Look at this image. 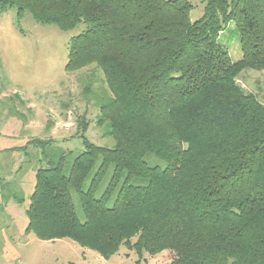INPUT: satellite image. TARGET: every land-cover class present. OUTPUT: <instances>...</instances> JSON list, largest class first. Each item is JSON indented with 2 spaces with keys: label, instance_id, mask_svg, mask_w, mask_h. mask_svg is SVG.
Segmentation results:
<instances>
[{
  "label": "trees",
  "instance_id": "1",
  "mask_svg": "<svg viewBox=\"0 0 264 264\" xmlns=\"http://www.w3.org/2000/svg\"><path fill=\"white\" fill-rule=\"evenodd\" d=\"M202 3L192 20L189 0H0V12L14 9L18 21L29 13L61 30L85 25L70 39L64 69H87L83 94L113 140L96 145L83 129L84 149L66 172L63 152L43 150L51 140L28 141L45 164L35 172L26 232L101 256L125 244L168 250L167 264H264V104L236 81L264 70V0ZM231 21L237 61L218 42ZM96 72L104 86L94 90Z\"/></svg>",
  "mask_w": 264,
  "mask_h": 264
},
{
  "label": "rangeland",
  "instance_id": "2",
  "mask_svg": "<svg viewBox=\"0 0 264 264\" xmlns=\"http://www.w3.org/2000/svg\"><path fill=\"white\" fill-rule=\"evenodd\" d=\"M189 1L190 18L195 20L201 16L204 3ZM84 28V24H79L61 30L53 24L37 23L29 13L18 21L14 9L0 12V264H167L170 261V253L165 249L150 252L133 244L131 247L121 244L114 253L101 256L68 238L42 240L26 232V209L35 172L45 164L41 148L34 144L27 146L28 141L51 140L43 150L63 152L65 172L84 149L79 137L83 129L94 144L106 147L113 144L96 125L98 111L93 101L83 94L80 79L86 76L87 69L74 73L64 69L70 39ZM218 42L228 50L232 61L241 59L232 21L221 31ZM95 76L92 89L97 90L103 83L99 72ZM236 81L264 104V70H244ZM144 159L164 166L163 161L152 155ZM112 173L110 165L96 196L107 186ZM125 177L124 172L113 195ZM129 182L142 183L132 177ZM72 198L76 214L82 219L77 198L74 194Z\"/></svg>",
  "mask_w": 264,
  "mask_h": 264
}]
</instances>
